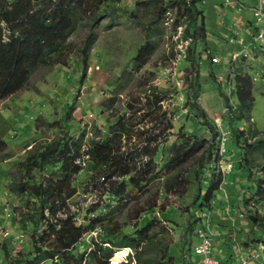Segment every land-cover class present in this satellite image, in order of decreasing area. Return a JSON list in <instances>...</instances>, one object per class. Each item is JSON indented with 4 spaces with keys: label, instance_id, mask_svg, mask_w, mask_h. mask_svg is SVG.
Here are the masks:
<instances>
[{
    "label": "rangeland",
    "instance_id": "1",
    "mask_svg": "<svg viewBox=\"0 0 264 264\" xmlns=\"http://www.w3.org/2000/svg\"><path fill=\"white\" fill-rule=\"evenodd\" d=\"M173 1L112 0L97 9L101 16L97 23L90 20L88 13L84 14L62 48L60 59L66 63L37 68L23 90L0 100V135L7 141L11 155L0 162V229L3 230L0 231V264H21L18 261L24 256L21 251L31 250L35 230L31 221L19 222L33 206L29 208L32 203L28 194L20 198L10 192L11 172L19 167V161L31 156V150L42 143L62 139L74 149L80 147L83 154L79 164L82 170L71 181L69 213L76 214L78 224L84 223L87 215L105 216L103 228L83 237L78 245L81 252H89L93 241L133 230L140 223L139 209L153 202L159 207L148 209L142 217L147 221L152 217L162 220L155 227L158 232L155 238L165 244L169 239L172 241L173 264L198 261L197 231L205 229L208 222L214 234L222 228V223L226 224L227 235L232 239L230 244L234 246H230L229 252L233 255L245 240H255L256 249L259 242L264 243V142H261L264 141V46L258 43V54L251 48L248 58L232 61L230 37L237 20L235 9L225 5V0H196V6L206 17L205 42L223 59V67H216L213 78L212 58L217 55L203 59L204 41H193L203 18L194 20L187 9L170 6ZM186 1L192 4L193 0ZM164 9L168 13L163 14ZM94 30L97 35L84 74L80 53ZM144 46H149L150 57L144 62L135 60ZM190 58L199 64V90L193 87L196 71ZM230 65L235 66L234 72L242 70L243 75H251L253 79V104L251 112L243 114L244 118L237 106L229 105L220 94L221 89L228 100L236 99L234 90L231 93L235 82L229 78ZM194 98L207 112L209 124L196 116L191 105ZM239 133L242 134L236 142ZM188 135L207 140L189 158L184 156L176 167L165 168L178 147L185 145ZM81 137L80 144L77 141ZM110 137L115 139L116 151L122 147L123 154L133 155L130 158L133 172H144L148 168L145 165L153 161L149 174L139 177V190L125 199L111 196V181L105 176L111 171L109 165L101 163L94 169V162L86 152L91 141L104 142ZM146 145L149 153L143 152ZM241 163L246 165L242 167ZM60 168L49 166L36 171L33 183L42 176L58 174ZM113 175L111 180L116 183L129 179L119 173ZM203 175H217L223 180L211 208L204 199H197ZM250 175L261 179V199L253 195L258 180L250 181ZM211 177L204 184L203 196ZM91 197H96L98 202L91 205ZM250 213L258 217L257 224L249 219ZM192 215L196 218L190 225ZM233 216L236 218L232 219ZM234 224H243L242 229L235 230ZM151 246L147 257L154 258L161 253V245ZM214 251L220 264H229L224 244L215 243ZM134 253L130 247L115 249L109 264H136ZM262 260L264 263V250ZM155 261L170 264L160 257Z\"/></svg>",
    "mask_w": 264,
    "mask_h": 264
},
{
    "label": "trees",
    "instance_id": "2",
    "mask_svg": "<svg viewBox=\"0 0 264 264\" xmlns=\"http://www.w3.org/2000/svg\"><path fill=\"white\" fill-rule=\"evenodd\" d=\"M109 1L112 0H0V100L23 90L29 84L31 75L37 68L65 64L66 61L63 58L60 59L62 48L71 33L77 28L84 14L88 13L90 20L97 23L101 17L97 9L102 8V5ZM198 1L193 0L191 1L192 4H188L186 0H174L170 3V6L179 5L181 8L187 9L191 12L194 20H197L198 14L201 13L196 6ZM167 11L164 9L162 13L166 14ZM200 26V30L193 37V41L195 40L196 43L205 40L207 37L204 20H202ZM96 35L97 31L94 30L80 53L83 57L84 74H86L89 67L87 58ZM194 50L193 47L192 51ZM150 55L149 46H144L139 50L135 60H147ZM212 56L213 54L209 55L210 58ZM191 61L196 71L194 73L196 80L193 81V87L199 90V64L195 62V59ZM241 71L234 72L233 80L235 82L234 92L239 102L238 112L241 114V118H244L245 115L243 114L251 112L253 104L251 98L253 79L251 75H243ZM210 72L213 78H216L213 70ZM220 94L226 98L228 103L226 94L224 95L221 89ZM198 96L197 91V94L194 93V97L197 99ZM195 98L191 104L192 109L201 122L209 124L207 112L195 101ZM164 120L165 117H163L161 123ZM241 134H236V142L240 140ZM192 136L188 135L186 137V140H184L185 145L178 147L175 155L165 164V168L168 169L170 166L180 164L184 156L189 158L207 140ZM152 139L156 140L157 138L152 137ZM113 140L115 139L110 137L104 142L91 141L86 152L90 155V161L94 162V169H97L101 163L109 165L111 171L109 170L110 173L105 176L106 180L111 181V196H119L125 199L139 190L141 184L139 177L145 178L149 174L148 171L153 161L145 165L148 168L144 172L136 173V170L133 172L130 159L133 155L131 154L130 157L129 154H123L122 147H119L116 151L118 146H114ZM82 141L83 137L79 138L77 142L81 144ZM80 150V147L76 149L71 147L65 139L50 143L45 142L40 147L31 150V156L24 161H19V167L11 172L10 192L20 198L28 194L32 203L29 208L33 206L30 211L25 213L23 220L19 222L28 223L31 221L35 226L31 239V250L21 251V255L24 256L22 260L18 261L21 264H49L52 262L54 264H109V259L114 255L115 249L130 247L135 251L132 258L136 264H157L155 259L158 257L173 264L172 241L169 239V242L165 244L155 238L158 235L155 227L162 220L152 217L151 220L147 221L142 217L143 214H146V211H149L148 209L159 207L155 202L150 203L147 208L139 209L137 218L140 223L133 230L125 231L124 234L119 236L111 234L112 237H108L103 241H93L89 252L79 250L78 245L83 237L97 228H103V220L105 219V216L93 218L87 215L86 221L78 224L76 214L69 213L67 199L70 198L69 194H73V191L70 190L71 181L73 176L82 170V166L77 163L78 159L83 156ZM143 152L149 153L147 145L143 147ZM10 158L8 143L0 135V162ZM241 164L242 167L246 165L245 163ZM49 166L55 167V170L59 166L61 168L58 174L54 173L48 177L42 176L40 181L33 183L36 178V171L45 170ZM118 173L121 177L128 176L129 179L118 183L111 180L113 174ZM251 175L248 177L250 181L258 180L257 189L253 195L261 199L262 191L259 189L261 179L253 178ZM211 176L203 175L200 178L197 195V199H204L205 204L210 208L214 200L213 196H215L216 191L220 190L219 185L223 181L222 177ZM210 177L212 178L210 183L208 182L210 186L203 196L204 184ZM128 187L131 190L128 191ZM46 209H49L50 216L46 215ZM60 213L66 214V217L59 216ZM90 213L92 212L90 211ZM195 218L192 215L189 221L190 225ZM249 219L256 224L258 223V217L255 214L250 213ZM52 220H56V222ZM43 221H46V229L41 233L39 228ZM168 222L174 223L170 219H168ZM152 237L153 239L149 241L151 244L148 245V240ZM157 245H161V253L154 258L147 257L149 247ZM29 255L31 257H28Z\"/></svg>",
    "mask_w": 264,
    "mask_h": 264
},
{
    "label": "crops",
    "instance_id": "3",
    "mask_svg": "<svg viewBox=\"0 0 264 264\" xmlns=\"http://www.w3.org/2000/svg\"><path fill=\"white\" fill-rule=\"evenodd\" d=\"M259 4H260V0H230V1L225 0V5H227L229 7L230 6L233 7V9H235L234 14L237 15L236 25L232 26L233 36L230 37V43L232 44V52L233 53L238 52L240 50V48H241L240 40H243L245 42L251 41V39L257 34L256 31H253V30L257 29V31H259L263 27L262 23H259L257 21V17H256V14H255V9L259 6ZM198 11L201 12V13L198 14V18L202 17L204 22H205V18L206 17L203 14V11L200 10V9H198ZM205 26H206V24H205ZM207 37H208V33H207ZM207 37H206L205 40H203L204 41L203 44H204V52L205 53L203 52V56L202 57H203V59H205L206 56L207 55L209 56L210 54L217 55V56L220 57V59H221L220 63H217V64L215 63V64L211 65V69L215 72L216 71L215 70L216 67H219V68L223 67L222 66L223 59H222V56L220 54H218L217 51H215V49L212 50V47H210L208 44H206L205 41L208 39ZM237 41H239V42H237ZM259 48H260V45H258V43H254L252 45V49L253 50L252 49L251 50L253 52L257 53ZM234 67H235L234 65H230L231 70H230L229 76H231V75L232 76L229 77V78L232 79V80H233V78L235 76ZM231 83L232 82L229 83L230 86H231ZM231 90H232L231 91V93H232L233 90H235V86H234V88L231 86ZM231 99L233 100V98H231ZM231 99L228 100V104L229 105H230ZM233 101L236 102L237 99H235ZM229 209L230 208L228 207L227 210L230 211ZM218 218L220 219L221 216L218 217ZM231 218L235 219L236 217L233 216ZM228 223H230L229 220H228ZM221 225H222V228L218 229L219 232H217V234L213 233L214 234L215 243L217 245L218 244H220V245L224 244L225 252L227 254L226 257H227V261H228L229 264H235V263L241 264V259H240L241 256H244V255L248 256L253 250L256 249V245H257L256 241L253 240V239L245 240L244 242L241 243L240 246L238 245L237 252H236L235 255H233L232 253L229 252L230 246H231V248L234 247V246L230 244L232 242L231 241L232 239H231V236L227 235L229 233L228 232V228L226 229L224 227L226 225L225 223H222ZM241 226H243V224L242 225H237V226L235 225V230L242 229ZM6 232L9 233L8 231H6ZM218 237L220 238V240H218ZM252 240L255 241V242H253ZM200 242H201V239H200ZM215 256H216V253H215ZM191 259L193 260V257H191ZM235 259H236L237 262L236 261L234 262ZM257 263L258 264H264L263 260L261 261V257H260V259L257 260ZM195 264H199V259H198V261Z\"/></svg>",
    "mask_w": 264,
    "mask_h": 264
},
{
    "label": "built area",
    "instance_id": "4",
    "mask_svg": "<svg viewBox=\"0 0 264 264\" xmlns=\"http://www.w3.org/2000/svg\"><path fill=\"white\" fill-rule=\"evenodd\" d=\"M227 1H230V0H227ZM255 14L257 17V21L259 23H264V0H260L259 6L255 9ZM166 17L167 15L165 16V18ZM253 38L254 40L252 42L251 41L245 42L243 40H240L241 50L233 53V57H232L233 61L240 60L243 58H248L250 56L251 48L254 43H259L261 47L264 46V26L259 30L258 34L255 35ZM212 62L219 63L221 62V59L219 56H213ZM230 105H236L238 108V104L234 102L232 99L230 101ZM77 163L82 164V158L78 159ZM89 202H91V205H93V204H96L98 200L96 199V197L94 198L91 197ZM46 215L50 216L49 209H46ZM59 216L66 217V214L60 213ZM54 222H56V220ZM45 229H46V221H43L40 224L39 231L43 233ZM0 231H3V230L0 229ZM197 234L201 239V242L195 247V253L199 255L200 257L199 264H220L219 260L215 256V251H214L215 240H214V234H213L210 222H208L205 229L204 228L198 229ZM262 250H264V243L259 242L257 249L253 250L248 256H245V255L241 256L240 258L241 264H258L259 262L257 263V260L260 259Z\"/></svg>",
    "mask_w": 264,
    "mask_h": 264
}]
</instances>
